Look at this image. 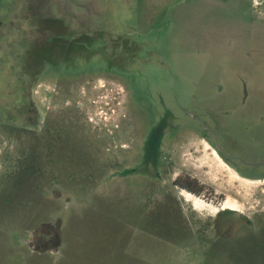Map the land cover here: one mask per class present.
<instances>
[{
  "label": "rangeland",
  "instance_id": "374dc122",
  "mask_svg": "<svg viewBox=\"0 0 264 264\" xmlns=\"http://www.w3.org/2000/svg\"><path fill=\"white\" fill-rule=\"evenodd\" d=\"M0 264H264V0H0Z\"/></svg>",
  "mask_w": 264,
  "mask_h": 264
},
{
  "label": "flooded vegetation",
  "instance_id": "af4514ba",
  "mask_svg": "<svg viewBox=\"0 0 264 264\" xmlns=\"http://www.w3.org/2000/svg\"><path fill=\"white\" fill-rule=\"evenodd\" d=\"M221 210H222V212H220L219 213V215H218V219L216 220V225H215V227L217 228V230L218 229H221V230H224V228L226 227V228H230L231 226L230 225H232V223L229 221L230 219H233L232 218V216H230L228 219H225V220H219L220 219V216H222L223 214H226V213H229V214H231L232 215V212H230V211H227V210H232V211H238V209L237 208H235V207H230V206H228V205H224L223 204V206H221V208H220ZM217 212V208H215V210H213V214H215ZM221 221V222H220ZM233 223H236V222H233ZM248 224V223H246V222H242V221H240V220H238V224L237 225H241V224ZM249 225V224H248ZM233 226H235L234 224H233ZM242 227V226H241ZM247 227H249V228H251V226H247ZM235 228H236V226H235ZM234 228V229H235ZM238 229L240 228V226L239 227H237ZM253 228V227H252ZM255 228V227H254ZM223 239H225V238H223ZM232 239V238H231ZM227 240V239H226Z\"/></svg>",
  "mask_w": 264,
  "mask_h": 264
},
{
  "label": "bare ground",
  "instance_id": "6f19581e",
  "mask_svg": "<svg viewBox=\"0 0 264 264\" xmlns=\"http://www.w3.org/2000/svg\"><path fill=\"white\" fill-rule=\"evenodd\" d=\"M231 207V206H230Z\"/></svg>",
  "mask_w": 264,
  "mask_h": 264
},
{
  "label": "crops",
  "instance_id": "0c3cea01",
  "mask_svg": "<svg viewBox=\"0 0 264 264\" xmlns=\"http://www.w3.org/2000/svg\"><path fill=\"white\" fill-rule=\"evenodd\" d=\"M219 154V153H218Z\"/></svg>",
  "mask_w": 264,
  "mask_h": 264
}]
</instances>
